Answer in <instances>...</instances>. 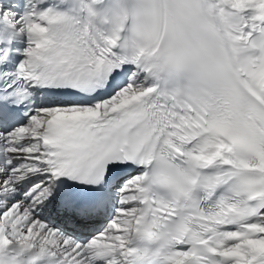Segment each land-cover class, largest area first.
I'll use <instances>...</instances> for the list:
<instances>
[{
    "label": "snow or ice",
    "instance_id": "obj_1",
    "mask_svg": "<svg viewBox=\"0 0 264 264\" xmlns=\"http://www.w3.org/2000/svg\"><path fill=\"white\" fill-rule=\"evenodd\" d=\"M92 2L20 0L0 31V264H264V59L197 106L114 56ZM234 3L264 34V0Z\"/></svg>",
    "mask_w": 264,
    "mask_h": 264
},
{
    "label": "clouds",
    "instance_id": "obj_2",
    "mask_svg": "<svg viewBox=\"0 0 264 264\" xmlns=\"http://www.w3.org/2000/svg\"><path fill=\"white\" fill-rule=\"evenodd\" d=\"M84 2L70 0L77 22ZM89 7L93 15L87 24L110 42L114 56L134 62L161 93L197 106L228 107L243 66L264 59V34L243 43L238 39L245 18L257 15L254 5L234 0H93ZM225 128L238 143L244 141L232 125Z\"/></svg>",
    "mask_w": 264,
    "mask_h": 264
},
{
    "label": "bare ground",
    "instance_id": "obj_3",
    "mask_svg": "<svg viewBox=\"0 0 264 264\" xmlns=\"http://www.w3.org/2000/svg\"><path fill=\"white\" fill-rule=\"evenodd\" d=\"M10 1H12V0H0V3H3L5 6H7V8L9 7L10 9H11V14H9V15H7L8 16V18H10L12 21H15L16 19H17V16H18V13L16 14V13H14V7L16 6L15 4L16 3H14V6H13V4H10ZM16 9V8H15ZM16 12H17V10H16Z\"/></svg>",
    "mask_w": 264,
    "mask_h": 264
},
{
    "label": "rangeland",
    "instance_id": "obj_4",
    "mask_svg": "<svg viewBox=\"0 0 264 264\" xmlns=\"http://www.w3.org/2000/svg\"><path fill=\"white\" fill-rule=\"evenodd\" d=\"M10 4H11V2H10ZM13 4V3H12Z\"/></svg>",
    "mask_w": 264,
    "mask_h": 264
}]
</instances>
